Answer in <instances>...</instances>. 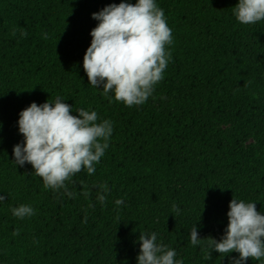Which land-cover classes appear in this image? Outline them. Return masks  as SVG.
<instances>
[{
	"label": "trees",
	"instance_id": "1",
	"mask_svg": "<svg viewBox=\"0 0 264 264\" xmlns=\"http://www.w3.org/2000/svg\"><path fill=\"white\" fill-rule=\"evenodd\" d=\"M121 2L137 0H0V264H138L139 236L153 232L183 264H232L236 252L206 259L231 200L264 215V20L241 25L238 0H156L172 29L171 58L148 100L129 108L93 88L83 69L92 14ZM57 97L73 116L95 111L113 128L95 173L65 182L72 198L14 163L19 113ZM20 205L34 215L14 217ZM194 225L203 239L195 246Z\"/></svg>",
	"mask_w": 264,
	"mask_h": 264
},
{
	"label": "clouds",
	"instance_id": "2",
	"mask_svg": "<svg viewBox=\"0 0 264 264\" xmlns=\"http://www.w3.org/2000/svg\"><path fill=\"white\" fill-rule=\"evenodd\" d=\"M233 14L241 25H254L264 20V0H238ZM92 19L98 24L90 32L91 44L83 57L89 84L96 89L102 86L103 95L110 100L109 93H114L115 101L126 107L143 105L164 78L171 58L166 46L173 43L172 29L163 9L156 0H137L134 5L121 2L93 13ZM22 34L27 35L26 31ZM44 39H48L47 34ZM72 111V106L60 97L54 103H31L19 113L18 128L24 141L13 148L16 165L30 164L34 174L42 178L45 189H64L69 198L75 193L67 190L65 182L82 170L88 175L95 173L94 165L104 156L113 132L111 121L97 123V112L78 108V116H73ZM99 188L97 200L104 204L108 186L102 184ZM83 195L87 197L89 192ZM4 199L0 196V201ZM115 203L119 206L123 200L117 199ZM229 209L224 236L219 241L208 238L210 251L206 259L212 258L213 251L221 258L238 253L232 264L264 258V215L257 211L256 203L233 198ZM172 210L180 211L175 204ZM12 215L24 219L34 215V210L20 205L12 209ZM13 235H19V230ZM202 240L194 225L191 244L198 245ZM139 243L138 264H183L175 260L174 250L157 243L155 232L141 233Z\"/></svg>",
	"mask_w": 264,
	"mask_h": 264
},
{
	"label": "rangeland",
	"instance_id": "3",
	"mask_svg": "<svg viewBox=\"0 0 264 264\" xmlns=\"http://www.w3.org/2000/svg\"><path fill=\"white\" fill-rule=\"evenodd\" d=\"M219 128L222 129L223 131H225V132L228 133V132L231 131V129H232V125H231V124H222V125H220ZM256 209H257V211L260 212V214H261L260 207H259V205H257V204H256Z\"/></svg>",
	"mask_w": 264,
	"mask_h": 264
}]
</instances>
